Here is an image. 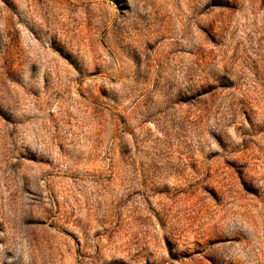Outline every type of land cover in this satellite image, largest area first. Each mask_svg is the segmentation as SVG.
I'll return each instance as SVG.
<instances>
[{
	"label": "rangeland",
	"instance_id": "rangeland-1",
	"mask_svg": "<svg viewBox=\"0 0 264 264\" xmlns=\"http://www.w3.org/2000/svg\"><path fill=\"white\" fill-rule=\"evenodd\" d=\"M0 106V264H264V0H0Z\"/></svg>",
	"mask_w": 264,
	"mask_h": 264
},
{
	"label": "snow or ice",
	"instance_id": "snow-or-ice-1",
	"mask_svg": "<svg viewBox=\"0 0 264 264\" xmlns=\"http://www.w3.org/2000/svg\"><path fill=\"white\" fill-rule=\"evenodd\" d=\"M25 23H27V21H25ZM36 35H37V38H42V37H44V38H46V36H45V34H42V33H40V32H37L36 33ZM55 43V42H54ZM57 51L66 59V60H68L70 63H71V59H70V55H66L65 54V52H64V50H63V47H58L57 48ZM0 118H3V119H5V120H11L12 119V116H11V114L9 113V112H7L4 108H3V106H0ZM241 180L242 181H244L246 178L244 177V175L243 174H241ZM166 240H167V238H166Z\"/></svg>",
	"mask_w": 264,
	"mask_h": 264
}]
</instances>
